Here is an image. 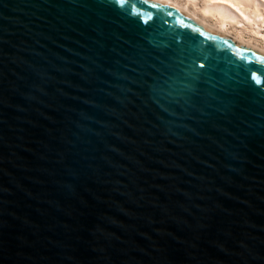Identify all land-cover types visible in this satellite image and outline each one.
<instances>
[{
  "label": "water",
  "instance_id": "1",
  "mask_svg": "<svg viewBox=\"0 0 264 264\" xmlns=\"http://www.w3.org/2000/svg\"><path fill=\"white\" fill-rule=\"evenodd\" d=\"M0 264H264V55L149 0H0Z\"/></svg>",
  "mask_w": 264,
  "mask_h": 264
},
{
  "label": "bare ground",
  "instance_id": "2",
  "mask_svg": "<svg viewBox=\"0 0 264 264\" xmlns=\"http://www.w3.org/2000/svg\"><path fill=\"white\" fill-rule=\"evenodd\" d=\"M168 6L206 31L264 55V0H149Z\"/></svg>",
  "mask_w": 264,
  "mask_h": 264
},
{
  "label": "rangeland",
  "instance_id": "3",
  "mask_svg": "<svg viewBox=\"0 0 264 264\" xmlns=\"http://www.w3.org/2000/svg\"><path fill=\"white\" fill-rule=\"evenodd\" d=\"M262 45L264 46V43H262Z\"/></svg>",
  "mask_w": 264,
  "mask_h": 264
}]
</instances>
